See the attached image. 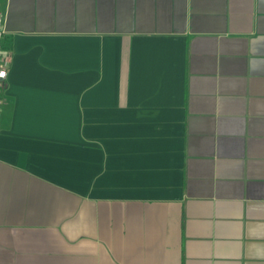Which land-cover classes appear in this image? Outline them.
Listing matches in <instances>:
<instances>
[{
  "label": "crops",
  "instance_id": "obj_1",
  "mask_svg": "<svg viewBox=\"0 0 264 264\" xmlns=\"http://www.w3.org/2000/svg\"><path fill=\"white\" fill-rule=\"evenodd\" d=\"M0 11V264H264V0Z\"/></svg>",
  "mask_w": 264,
  "mask_h": 264
},
{
  "label": "built area",
  "instance_id": "obj_2",
  "mask_svg": "<svg viewBox=\"0 0 264 264\" xmlns=\"http://www.w3.org/2000/svg\"><path fill=\"white\" fill-rule=\"evenodd\" d=\"M4 15L0 11V109L3 104V94L7 84V74L11 62V53L5 47Z\"/></svg>",
  "mask_w": 264,
  "mask_h": 264
}]
</instances>
